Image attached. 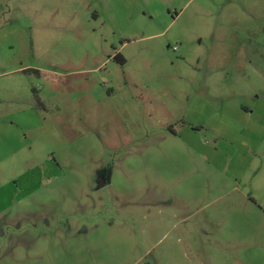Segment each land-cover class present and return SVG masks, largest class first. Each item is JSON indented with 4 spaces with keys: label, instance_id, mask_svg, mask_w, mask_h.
Returning <instances> with one entry per match:
<instances>
[{
    "label": "rangeland",
    "instance_id": "374dc122",
    "mask_svg": "<svg viewBox=\"0 0 264 264\" xmlns=\"http://www.w3.org/2000/svg\"><path fill=\"white\" fill-rule=\"evenodd\" d=\"M0 264H264V0H0Z\"/></svg>",
    "mask_w": 264,
    "mask_h": 264
},
{
    "label": "water",
    "instance_id": "95a60500",
    "mask_svg": "<svg viewBox=\"0 0 264 264\" xmlns=\"http://www.w3.org/2000/svg\"><path fill=\"white\" fill-rule=\"evenodd\" d=\"M97 186L100 187L106 183L105 178H100L99 180H96Z\"/></svg>",
    "mask_w": 264,
    "mask_h": 264
},
{
    "label": "flooded vegetation",
    "instance_id": "af4514ba",
    "mask_svg": "<svg viewBox=\"0 0 264 264\" xmlns=\"http://www.w3.org/2000/svg\"><path fill=\"white\" fill-rule=\"evenodd\" d=\"M100 178H105L106 181H107V180H108V175H107V173H102V174H100L98 180H99Z\"/></svg>",
    "mask_w": 264,
    "mask_h": 264
},
{
    "label": "trees",
    "instance_id": "16d2710c",
    "mask_svg": "<svg viewBox=\"0 0 264 264\" xmlns=\"http://www.w3.org/2000/svg\"><path fill=\"white\" fill-rule=\"evenodd\" d=\"M115 58H117L119 61H123V58L121 56H119V54L117 53L116 55H114Z\"/></svg>",
    "mask_w": 264,
    "mask_h": 264
}]
</instances>
